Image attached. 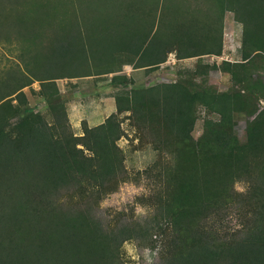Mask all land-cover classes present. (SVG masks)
Returning <instances> with one entry per match:
<instances>
[{
  "label": "trees",
  "instance_id": "obj_1",
  "mask_svg": "<svg viewBox=\"0 0 264 264\" xmlns=\"http://www.w3.org/2000/svg\"><path fill=\"white\" fill-rule=\"evenodd\" d=\"M216 1L213 16L194 5L173 22L155 9L138 16L137 0H98L100 8L79 2L68 20L49 22L53 37L33 56L40 72L18 75L4 97L16 95L0 103V264H126L123 242L141 239L151 225L138 227L124 216L116 225L97 215L100 200L131 180L117 144L119 115L126 111L159 152L141 171L164 219L155 230L163 235L157 264H264V105L253 104L251 92L244 96L251 118L240 141L233 95L208 83L210 70L232 72L233 62L118 93L115 112L94 126L82 121L81 135L71 130L55 84L62 77L113 73L110 83L122 86L135 82L119 73L125 64L152 70L171 52L177 59L220 54L222 14L230 9L243 24L244 86L252 90L253 72V89L264 88V0ZM20 2L0 0V14ZM24 30L36 34L31 26ZM33 80L50 119L20 112L26 104L21 89ZM201 107L218 118L207 117L194 138ZM236 178L244 191L234 189Z\"/></svg>",
  "mask_w": 264,
  "mask_h": 264
},
{
  "label": "rangeland",
  "instance_id": "obj_2",
  "mask_svg": "<svg viewBox=\"0 0 264 264\" xmlns=\"http://www.w3.org/2000/svg\"><path fill=\"white\" fill-rule=\"evenodd\" d=\"M20 1L22 4H18L12 10L7 7L8 9L5 8L0 14V99L3 97L0 103L16 95L15 93L4 97L11 92L10 85L16 83L18 75L23 76L27 71L40 72V64L33 59V56L35 52H39L44 47L47 40L53 37L54 31L50 30V23H57L58 21L55 20L58 19L59 21L68 20L74 15L70 12L72 5L80 9L77 6L79 2L84 7H86V3L92 8L97 6L100 8L98 0ZM119 1L126 2V0ZM46 5H48L47 9ZM194 5H199L203 11L209 9L212 16L218 8L216 0H137L135 9H137L138 16L144 15V17H146L147 11H151L153 15L155 9L156 16L163 13L169 22H173L183 15L188 16L186 7ZM45 9L46 14H44ZM91 10L89 9V11ZM77 14L78 17L83 15L79 11ZM97 15L100 13L98 12ZM20 21H24L26 25L20 26ZM30 26L36 34H29L24 30ZM242 31V22L236 18L235 12L228 9L222 14L223 48L220 54L206 53L177 59L175 53L171 52L163 63L152 70L143 68L135 70L132 65L125 64L119 73L134 76L135 82L122 86H114L110 83V76L113 73L55 79L71 130L75 135H81L82 121H86L89 126H94L101 123L110 113L115 112V96L118 93L175 81L188 70L199 68L201 65L216 64L220 66L222 62L226 61L233 62L231 63L234 66L233 71L212 69L208 73V83L219 91H229L233 95L234 132L240 141H245V124L251 117L247 118L246 116L244 96L251 92L250 99L253 104L257 103L258 107H262L264 105V88H261L260 85L253 89L255 85L253 82L257 79V75L253 72V82L251 81L249 86L252 90L249 91L244 86L241 59ZM221 54L223 57L218 56ZM39 89L38 80H33L21 89L26 95V104L22 106L20 112L24 114L25 111L34 110L50 119L49 110L38 94ZM119 116L123 133L117 140V144L125 154L124 165L131 180L120 184L116 190L100 200L97 215L101 220L116 225L123 223L122 216L138 227L143 228L146 225H151V231L140 237L141 239L133 238L124 241L121 253L126 264H157L162 249L163 235L160 230L159 232L155 230L157 223H159L158 226L164 227V219L158 210L159 207H156L151 201L152 183L144 177L141 171L157 161L159 152L152 147L149 142L150 138L141 133L136 123L129 117V112H122ZM207 117L218 118L216 114L207 113L204 108H199L192 131L194 138L200 136L204 120ZM233 187L237 192L244 191L243 179L236 178ZM234 223L235 220L229 216V226Z\"/></svg>",
  "mask_w": 264,
  "mask_h": 264
},
{
  "label": "built area",
  "instance_id": "obj_3",
  "mask_svg": "<svg viewBox=\"0 0 264 264\" xmlns=\"http://www.w3.org/2000/svg\"><path fill=\"white\" fill-rule=\"evenodd\" d=\"M223 51H225V50H223ZM223 51H222V53H224ZM218 56H221V57H223V56H222V54H221V55H218Z\"/></svg>",
  "mask_w": 264,
  "mask_h": 264
}]
</instances>
